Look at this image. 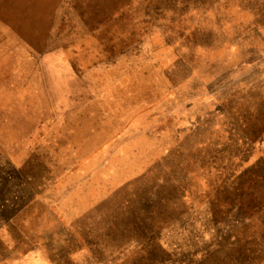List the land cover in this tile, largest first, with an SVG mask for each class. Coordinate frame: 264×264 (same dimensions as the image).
Returning <instances> with one entry per match:
<instances>
[{"label": "rangeland", "instance_id": "rangeland-1", "mask_svg": "<svg viewBox=\"0 0 264 264\" xmlns=\"http://www.w3.org/2000/svg\"><path fill=\"white\" fill-rule=\"evenodd\" d=\"M0 264H264V0H0Z\"/></svg>", "mask_w": 264, "mask_h": 264}]
</instances>
